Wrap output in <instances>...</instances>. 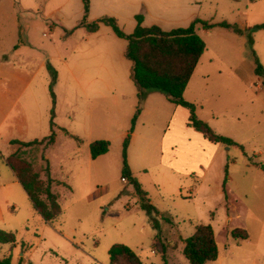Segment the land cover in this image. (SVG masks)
I'll use <instances>...</instances> for the list:
<instances>
[{
  "label": "rangeland",
  "instance_id": "rangeland-1",
  "mask_svg": "<svg viewBox=\"0 0 264 264\" xmlns=\"http://www.w3.org/2000/svg\"><path fill=\"white\" fill-rule=\"evenodd\" d=\"M136 14L163 30L195 18L230 24L197 25L206 49L184 99L236 144L206 140L188 124L187 108L159 91L139 99L124 56L127 41L102 23L95 32L77 26L82 0H0V229L16 236L14 244H0V259L108 264L109 247L123 243L143 264H163L162 256L167 264H190L184 240L209 224L218 257L207 264H264V76L254 72L256 59L264 69V27H256L264 23V0H90L86 22L112 16L130 33ZM49 68L56 72L52 87ZM51 92L53 142L11 144L50 134ZM137 106L126 158L158 212L157 228L120 174ZM101 139L108 151L92 159L89 144ZM17 149L41 181L49 168L61 210L51 222L5 163ZM235 228L247 238L234 239Z\"/></svg>",
  "mask_w": 264,
  "mask_h": 264
},
{
  "label": "trees",
  "instance_id": "trees-1",
  "mask_svg": "<svg viewBox=\"0 0 264 264\" xmlns=\"http://www.w3.org/2000/svg\"><path fill=\"white\" fill-rule=\"evenodd\" d=\"M83 18L77 26H84L87 31L94 32L98 29L99 24L109 26L114 34L127 41L124 51L125 57L131 62L130 78L137 88V97L144 98L149 92L159 91L164 94L166 99L188 110V124L203 137L213 144L222 143L225 145H233L236 142L224 135L216 133L207 122L200 119L195 113V104L184 99V90L190 80V77L206 49V44L202 37L197 33V25L200 24L203 29L209 30L215 25L222 27H230L226 22L210 23L199 18L193 19L185 27H176L169 30H163L160 26L152 24L143 25V16L136 14V24L130 33L124 32L118 25L116 19L112 16H101L96 21L86 22V17L90 8V0H82ZM256 27H264V23L256 25ZM233 30H238L233 27ZM52 81L50 87L56 79L55 70L49 68ZM254 72L257 76H264V69L255 60ZM52 108L49 119L51 132L49 135L41 139L21 142L18 140L10 141L11 144H19L22 146L43 145L46 148L54 140L55 133L53 121L55 96L51 92ZM140 113L137 106L131 118V126L123 140L121 178L127 180V184L132 186V195L136 197L142 209L146 211L152 220L154 227H159V222L154 217L157 210L150 203L147 192L144 191L140 183L133 176L126 158V150L129 144L130 133L133 132L136 119ZM240 146V145H239ZM241 147V146H240ZM108 140H94L89 144L90 156L95 159L108 151ZM19 155V150L12 152L5 158V163L13 171L23 190L30 199L33 208L39 213L46 222L54 220L61 212L60 205L57 201V195L53 193L50 186L53 179L49 175V168L44 170L46 181L43 182L39 178V173L33 170V166L25 161ZM44 158V156L42 155ZM225 169V173H226ZM226 177L223 180L225 185ZM45 196V200L40 195ZM234 239H245L247 233L242 228H235L231 232ZM158 237V233L154 238ZM16 236L12 231L0 229V244H14ZM182 254L190 264H207L215 261L218 257V249L214 239L213 229L209 224H199L195 227V231L184 240ZM120 259L126 260L128 264H143L139 255L129 246L123 243H113L108 249V264H118ZM163 264L166 259L162 256ZM0 264H10V258L0 259Z\"/></svg>",
  "mask_w": 264,
  "mask_h": 264
},
{
  "label": "crops",
  "instance_id": "crops-1",
  "mask_svg": "<svg viewBox=\"0 0 264 264\" xmlns=\"http://www.w3.org/2000/svg\"><path fill=\"white\" fill-rule=\"evenodd\" d=\"M90 9V8H89ZM143 20H144V17H143ZM142 23H143V21H142ZM198 30V29H197ZM95 32V31H94ZM125 51V50H124ZM125 56V55H124ZM126 58V57H125ZM127 59V58H126ZM128 60V59H127ZM130 66H131V62H130ZM189 82V81H188ZM188 85V84H187ZM186 88H187V86H186ZM186 88H185V90H184V93H185V91H186ZM183 95H185V94H183ZM192 101H194V100H192ZM176 106H179V105H176ZM180 108V107H179ZM179 108H175V111L176 110H179ZM13 172V171H12ZM13 175H14V178H15V181H17V182H19L18 181V179L16 178V176H15V174L13 173Z\"/></svg>",
  "mask_w": 264,
  "mask_h": 264
},
{
  "label": "built area",
  "instance_id": "built-area-1",
  "mask_svg": "<svg viewBox=\"0 0 264 264\" xmlns=\"http://www.w3.org/2000/svg\"><path fill=\"white\" fill-rule=\"evenodd\" d=\"M121 179H122V181L126 182L125 178H121Z\"/></svg>",
  "mask_w": 264,
  "mask_h": 264
}]
</instances>
